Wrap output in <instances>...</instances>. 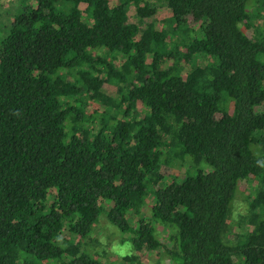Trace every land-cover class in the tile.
Segmentation results:
<instances>
[{
    "label": "trees",
    "instance_id": "1",
    "mask_svg": "<svg viewBox=\"0 0 264 264\" xmlns=\"http://www.w3.org/2000/svg\"><path fill=\"white\" fill-rule=\"evenodd\" d=\"M112 1L32 0L0 41V264H104V216L173 264H264V0H167L166 28Z\"/></svg>",
    "mask_w": 264,
    "mask_h": 264
},
{
    "label": "rangeland",
    "instance_id": "2",
    "mask_svg": "<svg viewBox=\"0 0 264 264\" xmlns=\"http://www.w3.org/2000/svg\"><path fill=\"white\" fill-rule=\"evenodd\" d=\"M115 1L119 2L121 0H113L112 4H115ZM153 1L156 3L158 11L154 18L150 19V21L154 20L158 28L172 27V12L168 7L167 0ZM30 2H32V0H0V41L8 34L12 20L21 7ZM135 13V10H132L131 21L142 24L143 21L138 18ZM258 21L256 20L255 24H258ZM121 61L122 59H116V64L120 65ZM196 62L204 65L206 63L205 57L199 55L196 58ZM104 90L107 93L115 94L117 86L105 84ZM190 162L191 159L186 157L184 161L175 159L173 160L171 166H165L163 171L165 172L166 181L171 182L174 178H184L190 168ZM249 188H247V185L245 184V186L240 189V193L235 201L233 210L234 218H237L241 212L245 211V196L247 195ZM153 193V190H150L147 196L146 206L143 208L141 214L149 220H152L150 209L153 203ZM64 234L66 236L70 235L67 227L64 229ZM167 235V228L161 229V240L164 245L169 246L171 244L167 239ZM129 239L130 238L126 234H123L119 231V229L111 225L104 216L96 225L92 238L88 240L89 244L87 246V251L90 254L98 256L104 264H173L165 248L161 247L156 250L144 249L137 251L133 248ZM126 256H131L133 259L126 260Z\"/></svg>",
    "mask_w": 264,
    "mask_h": 264
},
{
    "label": "clouds",
    "instance_id": "3",
    "mask_svg": "<svg viewBox=\"0 0 264 264\" xmlns=\"http://www.w3.org/2000/svg\"><path fill=\"white\" fill-rule=\"evenodd\" d=\"M257 164L261 167H264V160H258Z\"/></svg>",
    "mask_w": 264,
    "mask_h": 264
}]
</instances>
